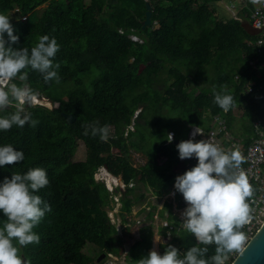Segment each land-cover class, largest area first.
Returning a JSON list of instances; mask_svg holds the SVG:
<instances>
[{"label": "trees", "instance_id": "obj_1", "mask_svg": "<svg viewBox=\"0 0 264 264\" xmlns=\"http://www.w3.org/2000/svg\"><path fill=\"white\" fill-rule=\"evenodd\" d=\"M146 1L151 23L142 28ZM241 1L0 0V14L14 13L9 22L19 38L13 48L30 49L45 34L60 45L54 57L59 64V83H45L40 73L30 69L26 81H13L18 86L26 84L34 96L45 94L55 107L22 105L36 123L0 131V145L10 144L24 154L19 164L0 168V179L34 167L44 168L49 179L37 194L52 210L33 229L39 242L21 249L30 264H102L104 260L97 263L91 257L94 252L97 258L108 253L119 257L122 240L116 223L108 217L112 195L103 182L94 179L99 168L120 176L125 185L137 181L150 187L153 195L162 196L170 192L177 176L175 168L180 165L174 141H166L170 132L174 140H183L176 137L175 125L188 128L187 133L198 123L209 130L212 117L218 115L225 118L231 134L236 121L233 112L240 110V136L254 134L253 123L264 121V97L254 101L252 94H245V86L264 83V55L263 49L258 52L254 44H246L254 43L257 36L248 35L233 19L244 5ZM247 1L237 14L246 21L243 14L251 9ZM224 2L229 5L228 19L216 13L218 3ZM131 34L138 41L130 40ZM138 67L142 72L138 73ZM213 90L233 97L226 113L214 103ZM16 110L14 102L0 110V115ZM62 113L72 115L73 122ZM164 114L176 119L160 126ZM89 125H106L111 131L107 140H100L99 133L92 135L90 128L85 135ZM149 136L154 139L145 144ZM76 141L85 148L80 161L73 160ZM130 151L142 154L145 163L133 167ZM161 158L165 161L160 165ZM136 186H126L124 191L115 188L113 193H120L127 218L131 208L138 206L137 213H144L145 220L152 222L154 208L140 209L146 200L144 193L134 192ZM163 209L168 211V205ZM120 218L127 222L124 216ZM167 219L172 226L170 243L180 253L197 243L171 212ZM152 236L151 224L140 229V239L130 248L124 264H136L146 257ZM88 245L92 249L86 252ZM167 245H162L161 254ZM207 247L206 257L214 254L215 245Z\"/></svg>", "mask_w": 264, "mask_h": 264}, {"label": "clouds", "instance_id": "obj_2", "mask_svg": "<svg viewBox=\"0 0 264 264\" xmlns=\"http://www.w3.org/2000/svg\"><path fill=\"white\" fill-rule=\"evenodd\" d=\"M18 38L9 16L0 14V110L14 102L17 104L15 112L0 115V131L14 125L23 127L26 122L36 123L31 113L21 107L36 99L35 93L26 84L18 86L14 79L26 81L30 69L40 73L45 83L60 81L59 64L54 63L60 48L56 38L45 34L30 49L13 48ZM213 100L225 112L234 103L233 97L223 91L213 90ZM89 128L92 135L99 133L100 140H107L106 125L86 126L85 135L89 134ZM203 134L201 126H192L191 136ZM166 137V141L171 142L173 134L168 133ZM175 148L178 159L196 160L193 167L174 178L173 188L186 205L181 212V224L197 243L183 253L168 244L162 254L150 251L146 257L136 260V264H225L227 254L242 246L245 234L239 229L251 219L247 199L252 195V187L244 173L236 171L242 156L238 150H222L208 139L182 140ZM23 159L21 150L10 144L0 145V168L19 164ZM48 184L46 170L41 167L0 179V216H3L0 219V264H30L21 249L39 242V234L33 229L52 209L37 192ZM154 241L163 243L159 235ZM209 244L215 245L214 254L206 257Z\"/></svg>", "mask_w": 264, "mask_h": 264}, {"label": "built area", "instance_id": "obj_3", "mask_svg": "<svg viewBox=\"0 0 264 264\" xmlns=\"http://www.w3.org/2000/svg\"><path fill=\"white\" fill-rule=\"evenodd\" d=\"M242 2L244 6H246V1L242 0ZM249 3L251 4V9L247 15L248 22L254 29H259L261 32L259 35H257V39L254 41V43L248 42L246 44L249 46L254 44V46L258 48V52L263 49L264 55V0H249ZM233 19L239 22L243 20V18L238 15H234ZM128 37L132 41H138V38L133 34L129 35ZM250 64L253 66V63ZM245 94H252V99L254 101L262 100L264 97V83L258 86H256L254 82L248 83L245 86ZM223 112L226 113L225 111ZM211 126V130L204 131L203 135H197L195 137L190 135L192 131V128H190L187 137L183 140L193 139L194 141H198L201 139H208L209 142L217 144L222 150H238L242 156V161L239 169L236 171L238 173L243 172L246 176L247 182L252 187V195L247 199V203L249 205V215L251 219L246 224L242 225L241 230L245 234V240L243 241L242 246L238 250H233L228 255L229 258L233 260L264 223V130L261 128V122L256 120L253 123L254 134L250 137L251 141L246 142L242 140L243 138H236L226 130L225 118H222L218 115L213 116ZM172 141H174V134ZM178 161L180 164H183L184 170L193 167L196 163L194 158L184 160L178 159ZM105 173L108 175L107 172ZM98 182H103L107 191L112 195V209L108 211V217L110 221L112 223H116V226L119 228L120 222L119 219L115 217V215L119 213L118 206L121 205L119 200L121 195L120 193L114 194L113 192L115 188L123 191L126 186L131 187L132 184L129 183L128 185H125L116 178H114L113 181L109 183L106 182L105 179H99ZM171 196H174V193H171ZM145 203H148V201H145ZM145 203L140 206V209L144 208L145 210H150L151 204L154 205V203H151L148 206ZM160 207H162V205ZM159 211L155 212L153 219L157 220V214ZM177 214V219L180 221V223H182L183 218L181 213L177 212ZM135 222L137 225L140 224L139 220H135ZM162 223L164 226H166V222ZM120 229H124V226L121 225ZM170 229H172L171 226ZM165 238L170 240V232L167 233ZM123 257L124 256L117 257L108 253L106 256H104V261L102 264H121Z\"/></svg>", "mask_w": 264, "mask_h": 264}, {"label": "crops", "instance_id": "obj_4", "mask_svg": "<svg viewBox=\"0 0 264 264\" xmlns=\"http://www.w3.org/2000/svg\"><path fill=\"white\" fill-rule=\"evenodd\" d=\"M245 1H246V5H247V0H245ZM244 8H245V6H244ZM240 11H243V9L242 8H239V10L234 13V15H237ZM244 15L247 16L248 15V12L246 14H243V16ZM256 102H260V101H256ZM261 107H262V103H261ZM259 121L261 122V128H262V130H264V127H263L264 121H262V120H259ZM190 128H192V126ZM209 130H211V128H209ZM209 130H204V131H209ZM188 133H187V135H188ZM187 135H186V137H187ZM250 137H251V135L250 136L243 137L242 140L243 141H247V139H248L247 142H250L251 141L250 140ZM236 138H239V137L237 136ZM132 155H136L137 156L135 160H132L131 159V156ZM130 159H131V163H132V166L133 167L142 166L145 163V161H146L145 157L142 154L136 153L134 151H130ZM164 161H165V158H161L160 160H158V164L161 165ZM179 166L180 165H178L177 167H179ZM103 169H105V168H103ZM105 171L107 172L108 176L111 177V179L116 178L118 181H121L122 182V179H121L120 176H117L116 177V176H113L110 173H108V171L106 169H105ZM183 172H184V168L181 169L180 171H178L177 172V175H180ZM131 184H132V186L129 187V188H132V187H134V186L137 185L136 187L138 189H135L134 192H136V193H144V198H145L146 202L148 200H151L152 202L155 201L154 202V205L151 204V207L154 208V210L152 211L153 212V215L155 214L156 211H159L160 209L161 210L157 214V220L153 219L154 221L152 220V222H151V221H146L145 220L144 213H137V211H139V207L138 206H134V207L131 208V211H130L131 216H130V218H127L126 211H124L122 209L123 208V205H122V203H120L121 205L118 206L119 213L115 215V217H117L119 219V222L121 223V224H119V228L117 227V230H118V234L121 237V240L122 241L123 240L129 241V244H123L120 247V251H119L120 254L118 256L119 257L124 256L123 257V261H122L121 264H124V258L129 255L130 248L132 247V245L136 241H138L140 239V229H142L145 225L151 224L152 225V229H153V236H152V239H151V248L148 250V252H150V251H156L158 253V250H159L160 247H162V245L169 244V242H171V238L167 242H166V239H165V236L167 235V233L168 232L171 233V229H170V226L171 225L169 224V221H168L167 218H168L170 212H171V216L173 215V216H175L177 218V215H178L177 214V211L179 212V211H181V209H183V208L186 207L185 202L182 199V196L179 193L175 192V190L173 188V185H172V188H171L170 192L164 193L162 196H155V195L152 194V191H151L150 187H148L147 185L140 184L137 181H134ZM171 193H174V196H171ZM150 197H152V198H150ZM179 203H182V207L181 208H179V206H178ZM164 204L165 205H168V207H169V210L168 211L163 209ZM161 205H162V207H160ZM160 213H163L162 217L161 216H158ZM120 215H122L125 218H127V222L126 223H122L121 218H120ZM136 216H138V218ZM135 219L136 220H139L140 221V224H139V226H137V225L136 226H132L133 227V230L131 232V235H129L128 234V230L129 229H127V228H129V226H131V224H133V221H135ZM162 222H166V226H164ZM121 225L124 226V229H120V226ZM163 229H164V232L166 233L165 235H162ZM158 235L160 236V239L163 242L162 244L160 242L154 241V238L155 237H158Z\"/></svg>", "mask_w": 264, "mask_h": 264}, {"label": "rangeland", "instance_id": "obj_5", "mask_svg": "<svg viewBox=\"0 0 264 264\" xmlns=\"http://www.w3.org/2000/svg\"><path fill=\"white\" fill-rule=\"evenodd\" d=\"M221 3H218V10L216 11V13L218 14V15H220V16H223L224 18H226V19H228V17H229V15H230V12L226 9V8H229V5H225V3H223V4H221ZM226 6V7H225ZM44 7V5L43 6H41V7H39L38 9H41V8H43ZM241 8L242 9H244V5H241ZM227 12V13H226ZM226 15V16H225ZM9 16L10 17H13L14 16V13L13 12H11L10 14H9ZM142 67H138V69H137V71H138V73H140V72H142ZM143 75V74H142ZM36 99L38 100V101H36V103H33V102H31L32 104L31 105H36V104H38V105H42V106H46L48 103H46L47 101L44 99H42V95L40 96V97H37L36 96ZM52 107H55V105L54 106H52ZM233 115H234V118L236 119V121H234L233 123H232V129H231V134L234 136V137H236V136H240V133H241V131H240V126H242V121H240L239 119H240V116H241V111L240 110H234V112H233ZM176 119V117L173 115V114H164V116L162 117V119H161V122L159 123L160 124V126L161 125H163V124H165L167 121H171V122H173L174 120ZM197 126H202V124H200V123H198L197 124ZM263 127H264V125H263ZM235 128H238L237 130L235 129ZM174 129V131L177 133L176 134V137L179 139V140H182V139H184L185 137H186V135H187V131H188V128H187V130H185V129H182V128H178L176 125H175V127L173 128ZM108 131H110V130H108ZM111 132V131H110ZM186 132V133H185ZM182 134V135H181ZM242 134V133H241ZM241 137V136H240ZM154 138L152 137V136H149L146 140H145V144H148V143H150L152 140H153ZM73 154H74V157H73V160L74 161H80L81 159H83L84 158V155H85V148H84V145H83V143L82 142H80V141H76L75 142V144H74V147H73ZM114 152H115V150H113ZM136 155H132L131 156V159L132 160H135L136 159ZM106 171H105V169H103V168H99L96 172H95V174H94V178L97 180V181H99V179H105V180H107L108 178H109V176L108 175H106V173H105ZM151 203H154V202H152L151 200H148V203H145L146 205H150ZM184 209V208H183ZM183 209H181V211H179L180 213L183 211ZM178 212V211H177ZM137 218H138V216H136ZM136 220V219H135ZM137 224H136V222L135 221H133V224H131V226H129V228H127V229H129L128 230V234L129 235H131V232H132V230H133V227L132 226H136ZM137 226H139V225H137ZM117 228V227H116ZM166 237V236H165ZM166 239V238H165ZM164 239V240H165ZM167 241H169V240H167L166 239V242ZM131 243V242H130ZM123 244H129V241H125V240H123L122 241V245ZM86 250V252H88L90 249H92L91 247H90V245H88V246H86V248H85ZM158 254H161V247L159 248V250H158ZM91 257L93 258V259H95L96 260V258H97V253L96 252H94L92 255H91ZM227 261H229L230 260V258H229V256H227V259H226ZM92 264H96L95 262H93ZM231 264V263H230Z\"/></svg>", "mask_w": 264, "mask_h": 264}, {"label": "water", "instance_id": "obj_6", "mask_svg": "<svg viewBox=\"0 0 264 264\" xmlns=\"http://www.w3.org/2000/svg\"><path fill=\"white\" fill-rule=\"evenodd\" d=\"M151 8L148 2H145V13L144 20L142 22V28L149 26L151 21ZM242 28L245 32L250 36H257L260 34L259 29H254L248 21H240ZM43 99H47L45 94H42ZM31 100L25 104L27 107L31 105ZM49 109H51V105L48 103L46 105ZM64 119L69 122H73L74 117L70 114H61ZM179 143L177 140L174 141L176 145ZM183 164H180L175 170L176 172L183 169ZM105 254H100L96 259L97 263L100 262L104 258ZM231 264H264V223L258 229V231L254 234V236L250 239V241L246 244V246L237 254V256L232 260Z\"/></svg>", "mask_w": 264, "mask_h": 264}, {"label": "bare ground", "instance_id": "obj_7", "mask_svg": "<svg viewBox=\"0 0 264 264\" xmlns=\"http://www.w3.org/2000/svg\"><path fill=\"white\" fill-rule=\"evenodd\" d=\"M35 101H38L37 99H32V102H35ZM47 103V102H46ZM110 180V181H109ZM113 181V179H111V177H109L107 180H106V182H112ZM156 238V237H155ZM169 244H171L170 242H169Z\"/></svg>", "mask_w": 264, "mask_h": 264}]
</instances>
